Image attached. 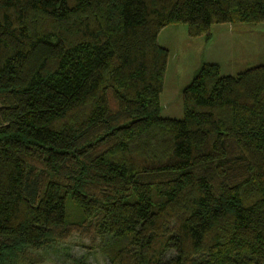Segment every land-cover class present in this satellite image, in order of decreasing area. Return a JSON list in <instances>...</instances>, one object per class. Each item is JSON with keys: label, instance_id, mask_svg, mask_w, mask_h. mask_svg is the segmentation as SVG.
<instances>
[{"label": "trees", "instance_id": "obj_1", "mask_svg": "<svg viewBox=\"0 0 264 264\" xmlns=\"http://www.w3.org/2000/svg\"><path fill=\"white\" fill-rule=\"evenodd\" d=\"M260 22L264 0H0V264H90L58 257L74 235L101 264H264V64L202 63L163 117L156 40Z\"/></svg>", "mask_w": 264, "mask_h": 264}, {"label": "rangeland", "instance_id": "obj_2", "mask_svg": "<svg viewBox=\"0 0 264 264\" xmlns=\"http://www.w3.org/2000/svg\"><path fill=\"white\" fill-rule=\"evenodd\" d=\"M157 43L167 49V61L162 87L158 96L160 115L181 118V88L190 80L194 70L202 63L218 65L220 75H234L249 67L264 64V22L256 24H211L209 36L190 37L184 23H173L161 28L156 36ZM83 243L85 247H82ZM89 242L72 236L60 250L69 255H85L90 264H101L98 251L89 250ZM68 247V249H66ZM58 260L49 253L43 264Z\"/></svg>", "mask_w": 264, "mask_h": 264}]
</instances>
